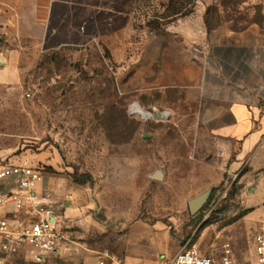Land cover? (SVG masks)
<instances>
[{
	"label": "rangeland",
	"instance_id": "obj_1",
	"mask_svg": "<svg viewBox=\"0 0 264 264\" xmlns=\"http://www.w3.org/2000/svg\"><path fill=\"white\" fill-rule=\"evenodd\" d=\"M201 15L209 40H218L264 27V0H133L125 48L134 53L136 40ZM133 55L121 69L101 42L58 47L25 68L21 89L0 97V163L58 181L52 209L65 237L61 250L42 256L13 246L1 264H96L103 253L123 264H161L185 245L216 256L226 244L233 264H256L264 197H235L240 187L215 182L220 172L178 119V95L153 89L152 76L137 80ZM155 111L169 117L157 120ZM156 171L159 182L150 178ZM206 192L191 213L188 203Z\"/></svg>",
	"mask_w": 264,
	"mask_h": 264
},
{
	"label": "crops",
	"instance_id": "obj_2",
	"mask_svg": "<svg viewBox=\"0 0 264 264\" xmlns=\"http://www.w3.org/2000/svg\"><path fill=\"white\" fill-rule=\"evenodd\" d=\"M132 1L0 0V97L21 89L25 68L49 50L101 42L121 69L132 53L137 80L152 76L153 89L178 95V119L190 124L195 147L220 172L215 182L240 187L235 197H264V27L209 40L202 15L175 18L162 35L136 40L133 53L125 48ZM12 189L0 183V192ZM35 193L54 207L58 181L41 173ZM12 212V204L0 208L9 219ZM13 246L0 238V254Z\"/></svg>",
	"mask_w": 264,
	"mask_h": 264
},
{
	"label": "built area",
	"instance_id": "obj_3",
	"mask_svg": "<svg viewBox=\"0 0 264 264\" xmlns=\"http://www.w3.org/2000/svg\"><path fill=\"white\" fill-rule=\"evenodd\" d=\"M29 96V95H27ZM41 181V173L27 165H7L0 163V183L9 182L13 189L0 192V208L13 206L14 219L7 213H0V238L4 245H26L38 256L56 253L64 244L62 221L50 203L40 199L35 193ZM256 264H264V222L258 226L253 238ZM6 246H3L5 249ZM1 264V260H0ZM96 264H122L108 253L100 254ZM161 264H233L229 245L214 255H203L195 247L183 246L168 262Z\"/></svg>",
	"mask_w": 264,
	"mask_h": 264
},
{
	"label": "water",
	"instance_id": "obj_4",
	"mask_svg": "<svg viewBox=\"0 0 264 264\" xmlns=\"http://www.w3.org/2000/svg\"><path fill=\"white\" fill-rule=\"evenodd\" d=\"M154 115H155V119L157 120H165L169 117V113L168 112H162V114H160V112L158 111H155L154 112ZM150 178L153 180V181H161L163 179V174L161 171H156L154 172ZM208 196V192L202 194L201 196L191 200L189 203H188V206L191 210V213H194L196 212L202 205L203 203L205 202L206 198Z\"/></svg>",
	"mask_w": 264,
	"mask_h": 264
},
{
	"label": "trees",
	"instance_id": "obj_5",
	"mask_svg": "<svg viewBox=\"0 0 264 264\" xmlns=\"http://www.w3.org/2000/svg\"><path fill=\"white\" fill-rule=\"evenodd\" d=\"M37 169V168H36ZM38 170V169H37ZM40 171V170H39Z\"/></svg>",
	"mask_w": 264,
	"mask_h": 264
}]
</instances>
